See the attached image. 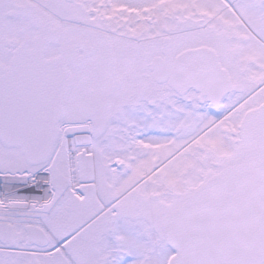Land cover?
Instances as JSON below:
<instances>
[{
    "label": "snow or ice",
    "instance_id": "6c2138e0",
    "mask_svg": "<svg viewBox=\"0 0 264 264\" xmlns=\"http://www.w3.org/2000/svg\"><path fill=\"white\" fill-rule=\"evenodd\" d=\"M0 264H264V0H0Z\"/></svg>",
    "mask_w": 264,
    "mask_h": 264
}]
</instances>
